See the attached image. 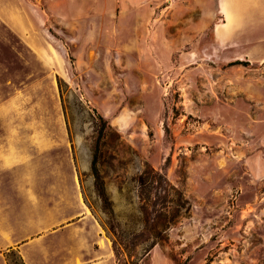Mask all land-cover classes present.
I'll list each match as a JSON object with an SVG mask.
<instances>
[{"label": "rangeland", "instance_id": "obj_1", "mask_svg": "<svg viewBox=\"0 0 264 264\" xmlns=\"http://www.w3.org/2000/svg\"><path fill=\"white\" fill-rule=\"evenodd\" d=\"M222 22L212 0H0V178L27 181L30 233L59 243L78 192L114 264H264V64Z\"/></svg>", "mask_w": 264, "mask_h": 264}, {"label": "crops", "instance_id": "obj_2", "mask_svg": "<svg viewBox=\"0 0 264 264\" xmlns=\"http://www.w3.org/2000/svg\"><path fill=\"white\" fill-rule=\"evenodd\" d=\"M195 1L199 3V0ZM212 2L221 20H224L222 24L226 23V14L228 15L227 42L232 58L264 64V0ZM26 182L23 178H0V264H9L6 255L10 250L14 251L24 264H114L107 257L108 254H105V250H109L108 245L102 249L100 245H94L98 240L92 243L85 241L86 235L93 232V228L83 227V224L89 223L88 209L77 191L72 202L75 199L78 212L71 216L69 222L58 227V233H54L60 238L59 243L39 239L40 236H36L39 232L30 233L28 220L31 202ZM31 198L38 200L35 210L34 205H31L32 216L38 218L39 212L43 214V207H39V195ZM92 226L98 235L100 231L94 224ZM66 235L68 240L64 239ZM84 245L87 246V252L95 258L89 263H84V259L78 258L81 255L86 256L85 249H82ZM52 249L63 250L64 254L60 259L54 257L50 254Z\"/></svg>", "mask_w": 264, "mask_h": 264}, {"label": "trees", "instance_id": "obj_3", "mask_svg": "<svg viewBox=\"0 0 264 264\" xmlns=\"http://www.w3.org/2000/svg\"><path fill=\"white\" fill-rule=\"evenodd\" d=\"M95 160H93V169H94V174H95V177H96V179L97 180H99V178H98V173H97V170H96V168H95ZM101 189H100V193L102 194V195H104V191H103V188L102 187H100ZM172 188V187H171ZM163 192H165V191H163ZM174 215H176V213L175 212H172V214L170 215V216H167V213L166 212H160V211H156V214H155V219H154V224L152 225V228H151V231H149V234H150V236H152V238L154 239V245L157 243V241L159 240V239H161L162 237H163V232H162V230L161 229H156V230H154V228H155V225H159V222L160 221H162V220H164L163 222H164V225H165V227H167L168 226V224L169 223H171V221L173 220V216ZM12 254H15V252L14 251H12V250H10L8 253H7V255H6V258L8 259V262H9V264H11L10 263V257H9V255H12ZM20 264H24L23 263V261L22 260H20Z\"/></svg>", "mask_w": 264, "mask_h": 264}]
</instances>
